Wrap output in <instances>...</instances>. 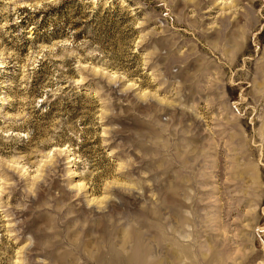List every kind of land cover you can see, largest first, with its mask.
I'll list each match as a JSON object with an SVG mask.
<instances>
[{
    "label": "rangeland",
    "instance_id": "374dc122",
    "mask_svg": "<svg viewBox=\"0 0 264 264\" xmlns=\"http://www.w3.org/2000/svg\"><path fill=\"white\" fill-rule=\"evenodd\" d=\"M0 264H264V0H0Z\"/></svg>",
    "mask_w": 264,
    "mask_h": 264
}]
</instances>
